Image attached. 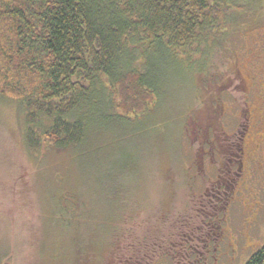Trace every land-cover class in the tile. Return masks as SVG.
I'll return each mask as SVG.
<instances>
[{"label": "rangeland", "instance_id": "rangeland-1", "mask_svg": "<svg viewBox=\"0 0 264 264\" xmlns=\"http://www.w3.org/2000/svg\"><path fill=\"white\" fill-rule=\"evenodd\" d=\"M259 3L213 51L208 82L184 65L167 109L133 125L132 159L119 160L126 146L115 137L103 145L120 149L101 165L120 167L117 194L83 172L86 156L28 149L23 111L0 97V264H245L264 245Z\"/></svg>", "mask_w": 264, "mask_h": 264}, {"label": "trees", "instance_id": "trees-1", "mask_svg": "<svg viewBox=\"0 0 264 264\" xmlns=\"http://www.w3.org/2000/svg\"><path fill=\"white\" fill-rule=\"evenodd\" d=\"M260 1L0 0V97L23 111L28 149L86 156L83 172L117 194L120 167L101 165L120 149L103 145L115 137L126 146L119 160L132 159L125 142L138 132L133 125L167 109L184 65L208 82L213 51ZM245 264H264V245Z\"/></svg>", "mask_w": 264, "mask_h": 264}, {"label": "flooded vegetation", "instance_id": "flooded-vegetation-1", "mask_svg": "<svg viewBox=\"0 0 264 264\" xmlns=\"http://www.w3.org/2000/svg\"><path fill=\"white\" fill-rule=\"evenodd\" d=\"M247 127H248V128H245V129H246V131H249V127H250V126L248 125ZM242 139H243V138H241V140H242ZM257 145H258V144H257ZM257 145H256V146H257ZM210 217H212V216H210ZM210 219H211V218H210ZM211 222H212V219L209 221V225H208V227H211V232H212V223H211ZM219 234H220V233H218V235H219ZM208 236H210V233H208ZM195 238H196V237H195ZM203 238H205V237H203ZM208 247H209V245H208ZM207 250H208V252H210V249H209V248H208Z\"/></svg>", "mask_w": 264, "mask_h": 264}]
</instances>
